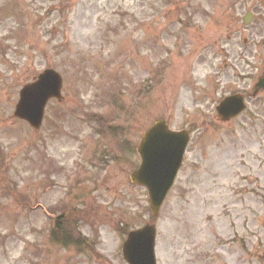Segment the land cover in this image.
<instances>
[{"label":"rangeland","instance_id":"1","mask_svg":"<svg viewBox=\"0 0 264 264\" xmlns=\"http://www.w3.org/2000/svg\"><path fill=\"white\" fill-rule=\"evenodd\" d=\"M48 67L61 98L35 129L14 105ZM263 71L264 0H0V264H128L118 227L147 222L157 264H264ZM233 92L246 109L222 121ZM160 118L190 138L153 217L129 173ZM63 203L93 249L50 240Z\"/></svg>","mask_w":264,"mask_h":264},{"label":"water","instance_id":"2","mask_svg":"<svg viewBox=\"0 0 264 264\" xmlns=\"http://www.w3.org/2000/svg\"><path fill=\"white\" fill-rule=\"evenodd\" d=\"M251 14L244 18L248 22ZM60 77L53 70H45L37 81L25 85L20 90V99L15 115L27 120L33 127L40 125L46 100L59 97ZM258 87L264 88V77ZM244 108L241 96L225 97L217 106L223 120L238 114ZM185 131L174 132L167 129L162 120H156L142 135L138 151L142 158L139 168L130 174V180L143 184L148 189L152 213L157 214L160 204L171 186L181 163L187 143ZM155 229L152 225L130 231L122 244L124 258L129 264H156L154 258Z\"/></svg>","mask_w":264,"mask_h":264},{"label":"trees","instance_id":"3","mask_svg":"<svg viewBox=\"0 0 264 264\" xmlns=\"http://www.w3.org/2000/svg\"><path fill=\"white\" fill-rule=\"evenodd\" d=\"M77 217L78 215L75 216V214L69 213L68 215H60L56 218L51 230L52 238L60 241L64 246H67L69 242L74 243V241H77L75 242L76 245L81 244L82 240L76 228H74V220H76Z\"/></svg>","mask_w":264,"mask_h":264}]
</instances>
